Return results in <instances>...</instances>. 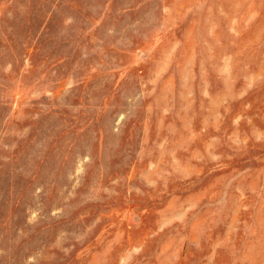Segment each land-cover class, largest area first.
<instances>
[{"label": "rangeland", "instance_id": "obj_1", "mask_svg": "<svg viewBox=\"0 0 264 264\" xmlns=\"http://www.w3.org/2000/svg\"><path fill=\"white\" fill-rule=\"evenodd\" d=\"M0 264H264V0H0Z\"/></svg>", "mask_w": 264, "mask_h": 264}]
</instances>
